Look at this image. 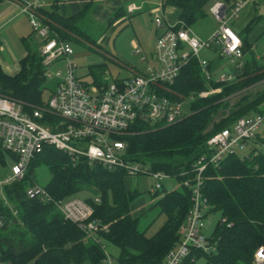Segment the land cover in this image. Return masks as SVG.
<instances>
[{
	"label": "trees",
	"instance_id": "trees-1",
	"mask_svg": "<svg viewBox=\"0 0 264 264\" xmlns=\"http://www.w3.org/2000/svg\"><path fill=\"white\" fill-rule=\"evenodd\" d=\"M210 2L163 0L162 7L177 8L180 11L177 27L191 29L206 17ZM96 4L97 0H92L80 14L68 19L60 16L57 7L52 11L36 8V13L49 28L52 38L70 44L87 42L101 49L90 40L91 16ZM120 15L118 11L115 18ZM258 20L259 17L255 18L244 31L245 54L251 50L246 36ZM23 42L26 43V55L20 60L17 73L7 74L0 64V94L17 101L24 112L31 113L44 106L43 95L51 83L45 76L46 67L40 50H31L27 39ZM218 61L222 59L218 57ZM103 66L91 69L97 86L103 84ZM209 69L216 77L214 63L210 62ZM231 71L235 72V69ZM236 74L238 79L234 83L208 82L199 63L191 61L171 87L172 97H186L218 88L221 92L197 98L191 104L192 113L175 125L153 127L139 121L127 133L115 138L126 144L124 157L127 161L148 166L153 173H164L179 183L180 188L165 191L152 206L159 212L157 217L165 218L155 234L148 236L147 229L140 230L143 214L135 216L132 210L140 193L129 187L125 170L89 164L85 159L73 160L53 147H45L31 163L26 178L6 189L18 216L14 217L6 210L7 223L0 228L3 259L11 264H105V253L111 256L106 246H112L117 250L113 258L116 264H163L167 254L179 243L181 229L192 207L191 190L183 186V182L194 183V167L207 154V141L217 132L231 128L238 119L263 112L264 91L245 95L235 105L227 99L264 80V65L252 58L245 63L242 74ZM60 121L58 117L45 114L46 124L55 126ZM256 144L247 155L229 156L218 168L210 167L204 173L202 193L212 208L211 214H221L210 235L216 249L207 256L194 252L184 264H197L193 258H205L207 264H253L256 252L264 247V141L258 138ZM38 167H44L50 173L45 188L54 200L67 201L88 193L89 198L85 201L94 210L90 220L106 226L107 231L88 237L67 221L55 205L28 200L25 192L36 183L34 169ZM159 194L160 191L154 192V196Z\"/></svg>",
	"mask_w": 264,
	"mask_h": 264
},
{
	"label": "built area",
	"instance_id": "built-area-1",
	"mask_svg": "<svg viewBox=\"0 0 264 264\" xmlns=\"http://www.w3.org/2000/svg\"><path fill=\"white\" fill-rule=\"evenodd\" d=\"M21 13L26 15L34 31H39L43 39L40 50L44 57L46 78L55 81L56 87L46 107L24 112L20 104L0 94V167L10 173L0 175V228L7 223L6 210L14 217L18 211L10 203L6 189L22 182L35 158L45 147H53L74 159H85L89 164H98L109 169L125 170L129 177L141 174L152 175L156 180L155 191L163 189L162 181L170 179L164 173H153L150 168L125 159L126 144L115 137L123 135L136 123L142 122L153 127H169L183 121L191 111V104L197 98H206L221 92V88L173 98L171 87L178 81L182 70L195 60L199 63L205 79L219 84L234 83L242 74L243 41L231 24L245 5L251 0H231L214 4L210 12L218 22V28L205 40L195 36L191 29L177 25H165L159 13L154 14V25L161 31L154 51L156 67L149 65L144 74H136L126 79L103 86H90L76 76V66L72 62L73 49L70 43L52 38L36 13L37 5L30 0H19ZM134 8H129L133 12ZM210 50L228 60L234 71L221 72L216 77L209 69V61L201 60L199 53ZM136 53H140L137 50ZM61 62L62 71L51 73L49 66ZM45 114L60 118L54 131L45 123ZM264 123L263 112L242 117L227 129L214 134L207 141V154L194 167L195 178L183 186L191 190L192 207L181 229V239L171 250L163 264H184L194 252L203 256L212 254L215 245L210 235L205 234V221L212 208L202 193L203 175L210 168H218L229 156L236 155L237 149L256 146L258 131ZM30 201L53 204L65 219L75 224L88 237L95 236L107 227L98 221H91L94 210L86 201L74 198L56 201L45 187L33 183L26 189ZM98 203L99 199H95ZM194 262L199 260L193 258ZM105 264H116L106 252ZM0 264L5 261L0 251ZM253 264H264V247L260 248Z\"/></svg>",
	"mask_w": 264,
	"mask_h": 264
},
{
	"label": "rangeland",
	"instance_id": "rangeland-1",
	"mask_svg": "<svg viewBox=\"0 0 264 264\" xmlns=\"http://www.w3.org/2000/svg\"><path fill=\"white\" fill-rule=\"evenodd\" d=\"M217 2H220V0H211V2L206 7V15H207L206 18L200 20L197 24H195L191 28L192 33L195 34L199 39L202 38L200 36H204V35L207 36L208 34H212L219 26L215 18L209 13L210 7ZM132 8H134L135 9L134 11H136L140 7L134 6ZM91 27L92 30L90 31L91 33L90 40L96 42L99 45H101L100 40L98 41V39L102 36L101 32L103 33L107 32L106 36L110 38L109 43L107 41H104L103 44L105 46L102 45L101 46L105 49V51L110 52V54L105 53L103 49H99L87 42L72 43L71 46L74 53L72 57V62L77 67L76 76L81 77L82 80L85 82L91 83V79L89 76V67L99 64L102 61L108 64L107 70L109 72L107 74H109V80L132 76L133 72L131 71L128 72L127 69L124 68L123 66L117 65L118 61H116V59L113 57L114 55L118 56L117 50L114 49L115 47L113 48L114 43L116 42L115 36H112L109 29H107V27L105 26H97L96 24L92 23ZM5 30L8 31V38L6 39L5 44L3 43V45L0 46V60L2 61L4 67L5 66L7 68L9 67L10 71L15 74L19 69V60L26 53V43H24L22 39L23 38L27 39V44L29 45L30 49L33 51L40 50L42 48L43 39L41 38L39 31H36V33L29 36L34 29L31 27V24L28 21L23 22V26L19 25V27H14L13 24L8 25V28ZM126 35L127 36L124 43L121 44L117 41L116 46L118 47L119 44L124 48L125 52L128 51L130 52L129 53V55L131 56L130 60L131 62H133V66H136L135 68H132L133 69L132 71L146 73L148 70V64L152 65L153 67L154 66L156 67L155 62L151 61L152 60L151 54L153 52L152 47L150 48L149 51H146V54L149 58V63L148 64L146 62L141 63L140 58L143 56V54L142 53L141 55L135 54L134 49L133 48L130 49L131 48L130 43L131 40L134 39V36L131 34H126ZM201 40L204 39L202 38ZM249 40L251 43H255V47L253 51H250L245 55V60L249 61L252 60V58L257 59V57H259V59H257L258 63L264 65V29L257 28L253 32V34L249 36ZM218 57H219L218 52H213L210 50H202L199 53V58L201 60L213 61V60H217ZM222 62H223L222 65L223 69L225 71H228L231 66L229 64V61L223 60ZM63 69H64V65L61 62L49 66V71L51 73H56L57 71H62ZM50 83L51 84L48 85V91H46L43 95L44 106L42 107H46L47 101L49 100V97L51 96L53 90L56 87L55 81L50 80ZM262 91H264V80L260 81L258 84L251 86L250 88H247L243 91H240L230 96L227 99V102L230 103L231 105H235L245 95L252 96ZM226 113L229 114L228 110L226 111ZM62 122L63 121L61 120L58 123H62ZM45 125L53 131L57 128L56 126L51 125L49 123L48 124L45 123ZM258 134H259V138L262 139V141H264V123L259 129ZM249 149H250L249 146L244 149H237L238 156L243 157L247 155L249 153ZM147 168L149 167L147 166ZM9 173L10 170L8 168L4 169L0 167V175L6 177L9 175ZM50 178H51L50 173L46 168L38 167L34 169L33 179L39 186L45 187L47 183L50 181ZM127 181L131 189H136L140 193V196L137 198V200H135V202L132 205L133 208L135 209V211L133 209L135 216H140L143 214V216L141 217L140 230L147 229L148 236H152L159 230V228L163 225L165 221L164 216L157 217L159 212L157 209L152 208L153 204L158 201L159 196H162L165 191L170 192L173 189L180 188L179 183H177V181L172 178L163 180L162 181L163 189L160 190V194L158 196H154L156 180L153 178L152 175L141 174L134 177H128ZM75 198L85 201L89 198V194L81 193L77 195ZM220 218H221V214L219 212H216V213H212L205 221L204 231L207 236L211 235ZM106 249L111 254L112 258L116 256L117 250L115 248H113L112 246H106ZM197 264H207V261L205 260V258H201L197 262Z\"/></svg>",
	"mask_w": 264,
	"mask_h": 264
},
{
	"label": "crops",
	"instance_id": "crops-1",
	"mask_svg": "<svg viewBox=\"0 0 264 264\" xmlns=\"http://www.w3.org/2000/svg\"><path fill=\"white\" fill-rule=\"evenodd\" d=\"M30 1L37 5V9H41V10L52 11L54 7H57L60 16L68 19V18L77 16L78 14H80L81 11L92 0H30ZM162 1L163 0H97L96 7L94 11L92 12V16H91L92 23L96 24L97 26L107 27V29H109V31L111 32L112 36H115L116 42L114 43L113 48L115 47L114 49L117 50L118 52L117 55L119 57L115 55L113 57L116 59V61H118L117 65L123 66L124 68L127 69L128 72L129 71L133 72L132 76L136 74H144V73H141L138 71H132L133 70L132 68H135L136 66H133V62H131L130 60L131 59V56L129 55L130 52L129 51L125 52L124 48L120 46L119 44L117 47L116 46L117 41L122 44L124 43L126 39V36H127L126 34L133 35L134 39L131 40L130 49L133 48L135 51V54H140V55L141 53L143 54V56L140 58V62L141 63L146 62L147 64L149 63V58L146 54V51H149L151 47L153 50L151 54V58H152L151 61H154V50H155L156 38L158 34L161 32L159 31L158 33V30L156 29L154 25V14L159 13L162 16L163 21L166 25H177L179 22V15H180V11L177 8H174V7L163 8ZM221 1L222 0H220V2ZM133 5L140 7V8L134 12H130L129 8L134 7ZM20 9H21V3L19 0L0 1V46L3 45V43L5 44L6 39L8 38V31L5 30L8 28V25L13 24L14 27H19V25L23 26V22L28 21L30 23L28 17L22 14ZM210 9H209V13L211 14ZM118 11L121 13V15H120V18L116 19L115 17ZM257 17H259L257 24L255 25L254 29L246 36V39L249 45L251 46L250 51L254 50L255 43L250 42L249 36L252 35L253 32L257 28L264 29V0H251L250 2H248L243 8V10L240 12L238 18L234 20L233 23L231 24L233 30L242 39V37H244V31L246 30L248 25H250L252 21H254V19ZM101 33H102V36L98 39V41L100 40L101 45L105 46L103 42L107 41L109 43L110 38L106 36L107 32L106 33L101 32ZM32 34L33 32L29 36H31ZM210 35L211 34H208L207 36L205 35L200 36V37H202L205 40ZM24 39L26 38H23L22 41H24ZM101 45H99L101 49H103L105 53L110 54V52L105 51V49ZM137 50H140V53H136ZM246 54L244 53V58H243L244 63L247 62L245 60ZM257 59H259V57H257ZM222 61L219 62L218 58L217 60L209 61V63L212 62L215 64L217 68L216 75H219L221 72L225 71L222 66L223 65ZM0 64L7 74L12 73L9 67L8 68L6 66L4 67L1 60H0ZM99 65H104L102 69L104 70V73H103L104 75L102 77L103 84L101 86L111 83V82H117V81L126 79L128 77H131V76H128L125 78H117V79L109 80V74H107L109 72L107 70L108 64L102 61L99 64L89 67V76L91 79V83L83 81L81 77H78V78L87 85L97 86L95 84L94 77L91 75V69L92 67H97ZM149 65L150 64H148V67ZM231 69H232V66H230V69L228 71H230ZM13 74L14 73H12L11 75ZM133 209L134 208L132 206V210Z\"/></svg>",
	"mask_w": 264,
	"mask_h": 264
}]
</instances>
